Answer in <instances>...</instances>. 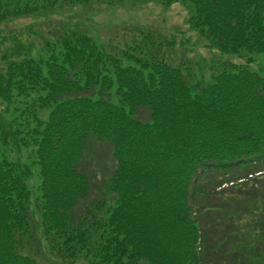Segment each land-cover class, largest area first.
Wrapping results in <instances>:
<instances>
[{
	"label": "trees",
	"instance_id": "1",
	"mask_svg": "<svg viewBox=\"0 0 264 264\" xmlns=\"http://www.w3.org/2000/svg\"><path fill=\"white\" fill-rule=\"evenodd\" d=\"M127 2L182 4L219 57L74 19L1 30ZM262 57L264 0H0V264H264Z\"/></svg>",
	"mask_w": 264,
	"mask_h": 264
},
{
	"label": "rangeland",
	"instance_id": "2",
	"mask_svg": "<svg viewBox=\"0 0 264 264\" xmlns=\"http://www.w3.org/2000/svg\"><path fill=\"white\" fill-rule=\"evenodd\" d=\"M72 10V9H70ZM66 13V14H65ZM188 13L182 4H173L167 8L159 3L137 4L127 2L123 6L108 5H91L85 7L74 8L72 11H64V14L56 15L51 18H32L21 21L10 22L7 25H2L1 30L8 35H16L26 42L31 31L36 32V27L51 20L69 21L74 19V23H78L83 27H89L92 30H99L104 38L113 37L112 34L117 26L129 28H139L159 32L161 35L166 34L168 37H174L177 41L178 49L184 52L187 58H190L194 65L206 59L207 62H212L214 58H218L219 54L210 52L203 47V41L199 36L190 31L187 25ZM43 32L47 31L46 26H42ZM109 32V33H108ZM29 43L34 44L37 40L34 35L29 34ZM10 47V45H9ZM39 48V47H38ZM219 60V59H217ZM235 62L241 63L238 58H234ZM263 63V64H262ZM262 64L264 69V58H259L256 62V69ZM17 154V153H16ZM23 162L29 157L31 151L23 152ZM20 154V155H22ZM15 156V153L11 157ZM36 171H38L36 169ZM35 184V181L33 182ZM40 185V181L37 183Z\"/></svg>",
	"mask_w": 264,
	"mask_h": 264
}]
</instances>
